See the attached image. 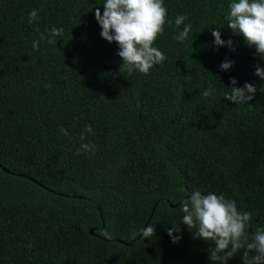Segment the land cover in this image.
Masks as SVG:
<instances>
[{
  "label": "trees",
  "instance_id": "obj_1",
  "mask_svg": "<svg viewBox=\"0 0 264 264\" xmlns=\"http://www.w3.org/2000/svg\"><path fill=\"white\" fill-rule=\"evenodd\" d=\"M104 2L0 0V264H212L211 244L182 225L179 189L223 195L264 227V59L227 27L232 0H164L171 24L154 46L166 60L121 74L95 17ZM178 15L192 25L184 42ZM52 27L64 29L56 44L41 40ZM217 29L236 51L215 46ZM232 78L257 88L252 106L224 98ZM209 86L214 99L200 94ZM89 125L91 158L77 154Z\"/></svg>",
  "mask_w": 264,
  "mask_h": 264
},
{
  "label": "clouds",
  "instance_id": "obj_2",
  "mask_svg": "<svg viewBox=\"0 0 264 264\" xmlns=\"http://www.w3.org/2000/svg\"><path fill=\"white\" fill-rule=\"evenodd\" d=\"M104 12L101 14L99 7L95 10V17L101 26V36L109 43L118 44V55L123 64L120 73L139 71L149 74L156 65L162 64L166 56L154 46L157 38L163 35L165 24H171L167 20L168 12L164 6V0H105ZM227 27L236 36H242L249 47H254L256 54L264 59V0H232L229 11L225 17ZM39 20L36 10L29 13L28 23L35 25ZM187 17L178 15L175 25L183 30L175 39L184 42L189 38L192 25L185 23ZM39 32V28H36ZM63 28L52 27L47 36L41 34V40L48 44H56L57 37L63 35ZM214 44L217 48L227 46L236 51L233 40L224 41L219 29L212 32ZM40 41H33V48L38 49ZM234 61L226 60L221 63V69L228 71L234 65ZM255 75L264 80V67L255 66ZM238 81L231 79L232 87L224 93V98L235 104H248L255 98L257 88L245 82L242 87H236ZM214 89H208L200 94L203 97L215 98ZM60 132L67 136L66 129ZM93 132L92 127L87 126L80 134V148L77 154L87 151L91 156L96 155L97 146L94 143L85 142L87 136ZM181 202L182 225L187 226L193 233L194 239L209 242V259L212 264H228V261L240 255L242 264H264V227L251 229L252 214L248 211L238 209L234 200L226 199L223 195L215 193L203 194L199 190L187 193ZM168 235L173 243L182 239L181 226L171 224ZM156 234V228L152 224L144 226L137 235L146 240ZM108 235V233H105Z\"/></svg>",
  "mask_w": 264,
  "mask_h": 264
},
{
  "label": "water",
  "instance_id": "obj_3",
  "mask_svg": "<svg viewBox=\"0 0 264 264\" xmlns=\"http://www.w3.org/2000/svg\"><path fill=\"white\" fill-rule=\"evenodd\" d=\"M5 171L7 172V173H11L9 170H7V169H5ZM20 176H22V177H26V178H29L28 176H25V175H20ZM29 179H31V178H29ZM32 181H34L35 183H37V184H39V185H41L38 181H35V180H33V179H31ZM41 186H43V185H41ZM74 197H76V196H74ZM154 213V210H153V212H152V214ZM151 218V217H150ZM148 225V224H147ZM146 225V226H147ZM145 226V227H146ZM94 231H95V229L93 228V229H91L90 230V234L91 235H94ZM102 240H106V238L105 237H100ZM113 241H116V242H120V243H123V244H126V245H130V243H126V242H123V241H121V240H117V239H114Z\"/></svg>",
  "mask_w": 264,
  "mask_h": 264
}]
</instances>
